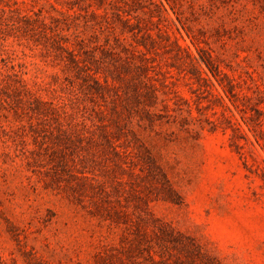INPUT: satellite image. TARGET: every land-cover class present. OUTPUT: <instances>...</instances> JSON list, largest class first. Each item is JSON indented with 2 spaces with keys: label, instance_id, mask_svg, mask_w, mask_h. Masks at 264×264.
<instances>
[{
  "label": "rangeland",
  "instance_id": "obj_1",
  "mask_svg": "<svg viewBox=\"0 0 264 264\" xmlns=\"http://www.w3.org/2000/svg\"><path fill=\"white\" fill-rule=\"evenodd\" d=\"M0 264H264V0H0Z\"/></svg>",
  "mask_w": 264,
  "mask_h": 264
}]
</instances>
